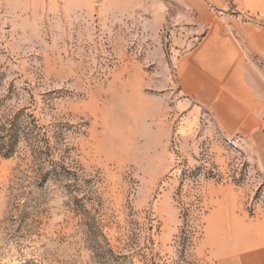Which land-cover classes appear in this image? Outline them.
I'll return each mask as SVG.
<instances>
[{
  "label": "rangeland",
  "instance_id": "rangeland-1",
  "mask_svg": "<svg viewBox=\"0 0 264 264\" xmlns=\"http://www.w3.org/2000/svg\"><path fill=\"white\" fill-rule=\"evenodd\" d=\"M13 125L0 264H264V0H0Z\"/></svg>",
  "mask_w": 264,
  "mask_h": 264
},
{
  "label": "crops",
  "instance_id": "crops-1",
  "mask_svg": "<svg viewBox=\"0 0 264 264\" xmlns=\"http://www.w3.org/2000/svg\"><path fill=\"white\" fill-rule=\"evenodd\" d=\"M230 41L231 38H229ZM232 44L234 45V43L232 42ZM232 44L230 45L231 49L227 50L229 53H226L223 49V45L220 44V41L215 39V38H211L210 40L208 39L204 45H202L201 50H200V42L198 43L196 49H195V53L193 54L194 57V62H192V69L197 71V77L196 76H192L190 73V68L188 66L187 68V74L186 77H192L191 82H198V77L200 76V65H203L205 68L203 70H208L206 71L207 76L209 77V80L212 81V77L214 76H210V72L212 69H216V68H220L221 66L226 67L227 69H236V67H238L239 69H242L243 65L242 63H239L237 60V56H239V51L237 52L236 47H232ZM201 54H203V57L200 58ZM192 59V58H191ZM202 69V68H201ZM203 74V72H202ZM218 78V75H215ZM195 77L197 78V80H195ZM202 77V75H201ZM196 82V83H197ZM211 89H214V85L213 87H211ZM216 89V87H215Z\"/></svg>",
  "mask_w": 264,
  "mask_h": 264
},
{
  "label": "trees",
  "instance_id": "trees-1",
  "mask_svg": "<svg viewBox=\"0 0 264 264\" xmlns=\"http://www.w3.org/2000/svg\"><path fill=\"white\" fill-rule=\"evenodd\" d=\"M20 135L21 130L14 125L10 129L4 128L0 131V152L2 155L9 157L13 154L16 140Z\"/></svg>",
  "mask_w": 264,
  "mask_h": 264
}]
</instances>
